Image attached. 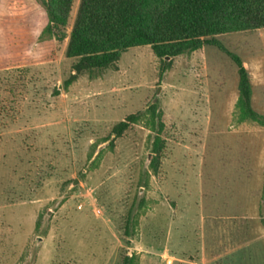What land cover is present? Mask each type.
I'll use <instances>...</instances> for the list:
<instances>
[{"label":"rangeland","instance_id":"rangeland-1","mask_svg":"<svg viewBox=\"0 0 264 264\" xmlns=\"http://www.w3.org/2000/svg\"><path fill=\"white\" fill-rule=\"evenodd\" d=\"M46 24L0 0V264H264V127L238 122L231 59L142 46L69 82ZM215 39L264 114V29Z\"/></svg>","mask_w":264,"mask_h":264},{"label":"trees","instance_id":"trees-1","mask_svg":"<svg viewBox=\"0 0 264 264\" xmlns=\"http://www.w3.org/2000/svg\"><path fill=\"white\" fill-rule=\"evenodd\" d=\"M74 1L35 0L47 18L43 32L58 43L67 40L64 55L75 61L69 82L85 71L113 66L130 48L149 46L157 57L172 58L217 46L237 68L238 122L264 127V114L251 107L252 88L242 61L215 39L264 29V0H78L68 32ZM134 118L115 126L113 135L120 137Z\"/></svg>","mask_w":264,"mask_h":264}]
</instances>
